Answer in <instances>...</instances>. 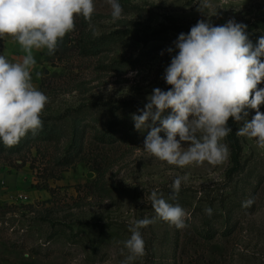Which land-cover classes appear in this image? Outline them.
Segmentation results:
<instances>
[{
    "label": "rangeland",
    "instance_id": "1",
    "mask_svg": "<svg viewBox=\"0 0 264 264\" xmlns=\"http://www.w3.org/2000/svg\"><path fill=\"white\" fill-rule=\"evenodd\" d=\"M93 2L91 26L77 16L55 55L45 54L42 130L11 148L0 142V264H121L129 227L156 215L154 190L190 214L189 226L157 219L141 229L145 255L133 264H264V149L255 139L237 135L234 174L226 137L222 163L180 168L143 149L150 129L137 131L131 118L154 88H170L163 75L178 52L176 27L255 23L264 19V0H210L205 13L198 11L202 0H119L115 22L107 0ZM247 35L255 44L264 32ZM9 41L7 49L16 42ZM246 111L247 120L256 114ZM103 134L111 142H99ZM184 176L172 199L170 185Z\"/></svg>",
    "mask_w": 264,
    "mask_h": 264
},
{
    "label": "clouds",
    "instance_id": "2",
    "mask_svg": "<svg viewBox=\"0 0 264 264\" xmlns=\"http://www.w3.org/2000/svg\"><path fill=\"white\" fill-rule=\"evenodd\" d=\"M107 2L115 22L122 16V5L119 0ZM210 7V0H202L198 11L205 13ZM94 11L93 0H0V39L14 38L25 53L21 62H10L0 54V142L4 146L17 145L29 132L36 136L43 127L41 113L48 97L32 83L33 50L46 49L48 56L55 55L66 34L75 29V18L82 16L91 26ZM246 27L234 19L219 26L199 20L187 34H179L174 41L178 52L163 75L171 87L154 88L139 114H131L137 131L150 129L143 142L145 151L180 168L205 161L222 163L228 148L221 141L232 132L229 118L243 120L236 134L254 138L257 147L264 149V113L259 111L264 88L257 87L264 82V36L253 44ZM249 108L256 113L251 120L245 119ZM186 180L187 176L173 180L172 199ZM150 202L156 215L129 227L131 235L122 242L128 254L121 264H133L145 255L141 229L157 219L178 230L189 226L190 214L157 190L152 191ZM252 203L249 199L243 206ZM205 212L211 216L213 210L209 207Z\"/></svg>",
    "mask_w": 264,
    "mask_h": 264
},
{
    "label": "trees",
    "instance_id": "3",
    "mask_svg": "<svg viewBox=\"0 0 264 264\" xmlns=\"http://www.w3.org/2000/svg\"><path fill=\"white\" fill-rule=\"evenodd\" d=\"M244 25L247 26L245 30L247 34L252 33L254 31L264 32V19L263 18L257 20V22L255 23H248ZM175 31L179 34L180 33L187 34L190 30L176 27ZM91 49H94V48H91ZM83 53L84 54L89 53L86 47L85 49H83ZM228 126L232 129V132L226 137V140L231 149V159H232V165H233L231 170L229 171V174H234L238 172V170L240 169L241 145L239 143V139L236 134L237 128H238V122L234 121L232 118H229ZM43 134H45L44 138H54V135H47L46 133H43ZM97 140L99 142H111V141H108L110 139H107L106 134H103L101 137H98Z\"/></svg>",
    "mask_w": 264,
    "mask_h": 264
},
{
    "label": "crops",
    "instance_id": "4",
    "mask_svg": "<svg viewBox=\"0 0 264 264\" xmlns=\"http://www.w3.org/2000/svg\"><path fill=\"white\" fill-rule=\"evenodd\" d=\"M10 36H5V43L3 48V54L9 59L10 62H21L23 59V56L25 53L21 50L19 44L17 42H14L12 45H14L12 48L7 49V46L9 44ZM47 53L46 49L43 50H33L34 57L36 59V65L34 69L32 70V83L40 90L41 85V78L40 75L38 76L37 73L40 74L41 68L44 62H46V56Z\"/></svg>",
    "mask_w": 264,
    "mask_h": 264
}]
</instances>
